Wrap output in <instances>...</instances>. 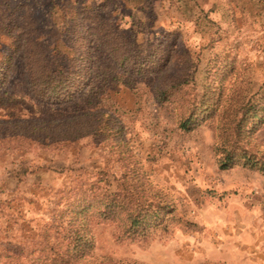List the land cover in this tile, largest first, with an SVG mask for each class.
<instances>
[{
	"label": "rangeland",
	"instance_id": "rangeland-1",
	"mask_svg": "<svg viewBox=\"0 0 264 264\" xmlns=\"http://www.w3.org/2000/svg\"><path fill=\"white\" fill-rule=\"evenodd\" d=\"M0 4L8 6L6 20L21 25L30 19L46 48L61 50L69 45V27L89 25L96 10L95 23L116 27L132 53L151 54L156 61L142 75L117 67L113 77L104 44L93 37L91 61L99 75L88 78L74 99L47 102L32 96L25 48H15L13 66L0 86V251L39 240L59 196L78 178L99 171L113 178L136 161L147 188L168 195L180 219L170 232L134 240L116 238L110 221L95 223L93 252L71 264H264V172L217 166L212 145L222 121L218 110L190 130L177 125L185 99L200 96L208 75L216 82L221 109L231 96L264 90V0ZM18 35L19 27L11 34L0 32V59ZM174 82H183V94L172 91ZM160 89H166L162 97ZM85 111L98 112L115 129L49 147L18 137L25 121L68 125L69 119L84 121ZM255 139L264 147V122Z\"/></svg>",
	"mask_w": 264,
	"mask_h": 264
},
{
	"label": "trees",
	"instance_id": "trees-1",
	"mask_svg": "<svg viewBox=\"0 0 264 264\" xmlns=\"http://www.w3.org/2000/svg\"><path fill=\"white\" fill-rule=\"evenodd\" d=\"M7 10V5L2 9L0 4V32L11 34L19 27V35L13 49L0 59V86L13 66V51L24 47L28 85L38 101L72 100L83 90L88 78L99 75L91 61L94 38L104 44L112 62L110 72L113 77L118 74L114 70L117 67L127 74L142 75L156 64L151 54L140 57L132 53L126 37L116 27L95 23L96 10H91L92 23L89 25L75 22L69 27L67 50L56 45L47 49L39 40L33 21L26 19L21 25L13 23L6 20L10 14ZM207 78L199 97L185 99L178 127L190 130L218 110L222 121L215 127L212 145L217 166L225 169L240 165L264 172V147L255 139L256 130L264 122V90L231 96L233 99L221 109L214 77L208 75ZM170 87L178 95L184 93L183 82H174ZM159 92L162 97L166 89ZM98 114L85 111L80 118L86 116L84 121L73 123L69 119L68 125L60 121L38 124L25 121L23 126L20 125L18 137L49 147L86 133L114 128L107 118L102 119L103 116L98 117ZM39 129L41 132L36 134L34 131ZM146 183L144 171L136 161L113 178L104 171L78 178L66 195L59 196L52 217L41 228V238L33 241L31 246L4 248L0 251V264H71L79 261L93 252L92 228L99 222H112L118 239H143L157 232L172 231L173 222L180 219L175 204L168 195H161L159 189L149 190ZM123 264L142 263L132 260Z\"/></svg>",
	"mask_w": 264,
	"mask_h": 264
}]
</instances>
